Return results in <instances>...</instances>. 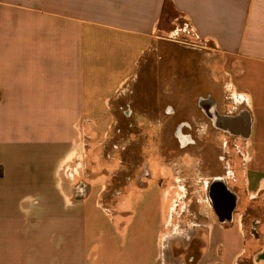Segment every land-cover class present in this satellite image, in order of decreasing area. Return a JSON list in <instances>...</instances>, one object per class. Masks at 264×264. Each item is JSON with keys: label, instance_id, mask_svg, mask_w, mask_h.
Returning a JSON list of instances; mask_svg holds the SVG:
<instances>
[{"label": "crops", "instance_id": "obj_1", "mask_svg": "<svg viewBox=\"0 0 264 264\" xmlns=\"http://www.w3.org/2000/svg\"><path fill=\"white\" fill-rule=\"evenodd\" d=\"M168 41L221 56L224 111L248 119L241 171L225 179L240 182L239 207L187 260L165 250L178 222L157 189L142 190L132 212L119 207L127 189L114 194L117 171L76 190L63 170L84 132L106 137L120 114L130 121L152 57L154 107L165 105ZM236 124L243 133L245 118ZM0 169V264H237L247 251L264 264V0H0ZM257 210L253 236L243 219Z\"/></svg>", "mask_w": 264, "mask_h": 264}, {"label": "flooded vegetation", "instance_id": "obj_2", "mask_svg": "<svg viewBox=\"0 0 264 264\" xmlns=\"http://www.w3.org/2000/svg\"><path fill=\"white\" fill-rule=\"evenodd\" d=\"M192 96L195 100L193 106L176 105L170 95L163 107H155L151 113L143 109L129 113L130 155L124 167L126 169H122L124 164L119 156L118 178H114V194L129 185L127 192L132 212L138 211L141 191L151 188L161 193L164 207L171 206L175 211L183 208L179 215L184 223L177 227L181 233L185 230L189 235H176L183 242L172 238L169 252L187 259L201 256L205 248L204 237L210 226L215 230L217 226L224 229L229 224L231 214L239 207L238 194L242 192L238 180L234 190L225 182L234 164L238 165L235 171H241V151L235 152L236 157L230 151L234 145L240 144L242 135L239 133L242 131L233 133L218 127L212 118H229L238 124L244 123L245 118L244 112H226L216 106L206 108L200 105L201 100L211 102L208 92L204 95L197 92ZM155 119L159 120L154 123L158 125L157 129L152 127L151 120ZM140 122L142 130L137 127ZM146 123L151 126L147 127L149 124ZM148 140L151 145L147 144ZM215 140L219 145H214ZM212 146L219 147L222 153L211 155ZM178 150L181 152L178 153ZM124 173L126 175L122 177ZM246 215L243 221H248L247 231L254 236L261 217L250 213ZM201 232L202 239L198 236Z\"/></svg>", "mask_w": 264, "mask_h": 264}, {"label": "rangeland", "instance_id": "obj_3", "mask_svg": "<svg viewBox=\"0 0 264 264\" xmlns=\"http://www.w3.org/2000/svg\"><path fill=\"white\" fill-rule=\"evenodd\" d=\"M154 61L155 58L152 57V65L150 66L151 72L149 73L146 69L145 75L141 77L139 76L138 80H136V92L133 97V109L135 112L143 109L151 113V111L155 109L154 106L159 102V95L157 91L158 82L156 81L158 76L157 70L154 71V68L156 67ZM162 67H165L164 70L162 69V75L165 79L164 83L166 85L165 88L169 92L172 91L173 94L171 98L175 100L176 105L193 106L195 104L194 96H192L193 94L198 92L200 95H204L207 91H209L211 96L216 99L217 105L221 111H224L227 108L223 104V100L228 101L225 97L227 96V77L223 73V59L213 50L191 45L184 46L173 41H168L166 55L162 60ZM168 96H170L169 93ZM119 118L122 119V123L119 128H117L118 130L114 129L113 131H107L106 137L100 135L99 138L90 139V136L93 135L91 134L92 131H87V133L84 132V140L82 141L84 144L81 143L76 153H72L70 155V160L66 161V164L64 163V166L69 165L72 176L68 178L76 190L79 188L78 185L81 184V179H85V181H87L90 185L94 183L98 187L101 184H108L111 179V174L119 170V156L120 160H122L124 164H122V169L125 167L127 157L130 155L128 139L130 138L129 135L131 130H129V122L126 123L127 119L125 116L120 114ZM150 126L151 125L149 124L147 127ZM137 127L142 130V123L140 122ZM152 127L157 129L158 125L154 124ZM105 133H103V135H105ZM149 143L150 145L152 144L150 140L147 141V144ZM214 145H219V143L215 140ZM212 147L213 149L210 151L211 155L222 153V150L219 147ZM239 150L242 152L244 149L240 146V144L234 145L232 151H230L231 155L236 157L235 152ZM177 152L180 153L181 151L179 152L178 150ZM125 175L126 174H123L122 177ZM125 189H129V185H126ZM119 207H130L129 198L126 200L124 206L119 205ZM181 210H183V208H178L176 210V214L178 216H174L175 219H173V224L176 221L178 224L184 223V221L181 220L183 217L179 215ZM260 214L261 211L257 210L253 215L261 216ZM168 228L170 229V226H168ZM263 228L264 225L260 227L261 232H263ZM169 229L168 235L170 234ZM218 229L222 230L221 228ZM176 232L178 233L168 236L164 241V247L167 252L170 251L169 248L172 243L171 241H173L172 238L176 237L177 234L186 235V237L189 235L185 230H182L181 233L178 229ZM198 236L202 239V232ZM175 239L179 240V242H183V239L178 236ZM246 245H248V240ZM221 249L222 246L219 245L218 250L222 251ZM178 256L179 255L177 253H174V257ZM249 256L250 252L247 251L244 256L237 261V264H252ZM185 259L187 260V258Z\"/></svg>", "mask_w": 264, "mask_h": 264}, {"label": "bare ground", "instance_id": "obj_4", "mask_svg": "<svg viewBox=\"0 0 264 264\" xmlns=\"http://www.w3.org/2000/svg\"><path fill=\"white\" fill-rule=\"evenodd\" d=\"M209 100H201L200 101V105H202V106H205L206 108L208 107H212V100H211V102H208ZM213 119V121H214V124H216L218 127H221V128H224V129H227V128H225V125H226V123H227V120H229V121H232V128H235L236 126H237V122H236V120H230L229 118H224V117H218L217 116V119L218 120H216L215 119V117H213L212 118ZM216 121V122H215ZM235 124V125H234ZM229 130V129H228Z\"/></svg>", "mask_w": 264, "mask_h": 264}, {"label": "water", "instance_id": "obj_5", "mask_svg": "<svg viewBox=\"0 0 264 264\" xmlns=\"http://www.w3.org/2000/svg\"><path fill=\"white\" fill-rule=\"evenodd\" d=\"M211 103H212L211 105H212V108H213L214 107V100H212ZM244 117H245V131L243 133H240V134H242L244 137H246L247 134H248V119H247V116L244 115ZM225 128H227V129H229L230 131L233 132L234 129H232V121L227 120Z\"/></svg>", "mask_w": 264, "mask_h": 264}, {"label": "built area", "instance_id": "obj_6", "mask_svg": "<svg viewBox=\"0 0 264 264\" xmlns=\"http://www.w3.org/2000/svg\"><path fill=\"white\" fill-rule=\"evenodd\" d=\"M63 170H65L66 175H68L69 177L72 176V173H71V170H70V168H69V165H65V166H63Z\"/></svg>", "mask_w": 264, "mask_h": 264}, {"label": "trees", "instance_id": "obj_7", "mask_svg": "<svg viewBox=\"0 0 264 264\" xmlns=\"http://www.w3.org/2000/svg\"><path fill=\"white\" fill-rule=\"evenodd\" d=\"M0 173H1V169H0Z\"/></svg>", "mask_w": 264, "mask_h": 264}]
</instances>
